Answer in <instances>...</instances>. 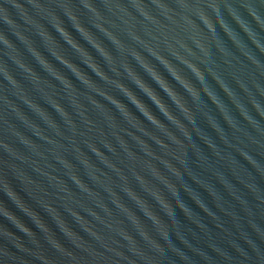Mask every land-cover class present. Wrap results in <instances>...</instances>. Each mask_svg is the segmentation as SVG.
<instances>
[{
  "label": "water",
  "instance_id": "obj_1",
  "mask_svg": "<svg viewBox=\"0 0 264 264\" xmlns=\"http://www.w3.org/2000/svg\"><path fill=\"white\" fill-rule=\"evenodd\" d=\"M0 264H264V0H0Z\"/></svg>",
  "mask_w": 264,
  "mask_h": 264
}]
</instances>
